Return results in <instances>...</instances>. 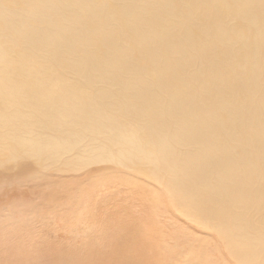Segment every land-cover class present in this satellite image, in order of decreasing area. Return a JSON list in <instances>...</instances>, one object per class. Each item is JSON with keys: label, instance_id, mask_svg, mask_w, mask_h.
I'll return each instance as SVG.
<instances>
[{"label": "rangeland", "instance_id": "374dc122", "mask_svg": "<svg viewBox=\"0 0 264 264\" xmlns=\"http://www.w3.org/2000/svg\"><path fill=\"white\" fill-rule=\"evenodd\" d=\"M139 1L112 0L110 52L113 49L118 52L124 33L126 44L118 61L117 56L114 57L117 63L111 64L110 76L73 77L78 68L90 69L79 61L83 57L94 58L84 50H79L77 57L58 53L51 60H27L25 63L10 55L5 59L3 67L12 76L14 84L27 87L28 94L69 93L59 95L72 99L76 114L65 115L59 125L55 118L45 122L32 111L27 114L29 123L22 122V127L17 126L16 130L52 142L47 150L50 166L42 170L57 177L76 178L78 185L72 204L47 209L37 206L39 200H35V194L25 187L0 194L1 202H11L16 208L13 212L0 210L3 234L10 232L12 226L28 224V235L37 239L32 245L36 246L33 250H25L29 254L23 260L8 258L0 249V264H25L28 261L37 264L44 258L53 255L62 258L68 253L91 264H116L119 252H127L131 257L141 256L144 264H186L176 262L173 256L190 253L193 258L190 264H197L199 239L211 243L207 256L210 264H237L211 223L199 220L176 205L177 195L187 188H195L192 182L209 174L212 159L228 157L224 149L237 156V127L229 126L216 133L206 124H200L201 128L193 134L182 132L179 139L171 129L167 132L168 145L162 148L163 156L154 163L144 156H132V141L122 140L125 130L132 131L142 140L151 138V131L142 127L140 120L125 119L120 113H88L82 105L109 101L121 95L173 94L174 90L182 94H206L200 91L201 83L215 64H236L250 76L259 75L261 83L253 92L256 94L261 90L259 94L264 88V20L256 25L251 15L258 12L264 18V0H261L260 9L248 5L252 0H245L243 4L227 0L222 9L228 7L230 13L225 19L224 15L215 13L214 1L217 0H174L175 7L170 14L156 12L161 18L156 26L147 15L151 10L149 5L143 7L145 15H139ZM13 2L14 11L20 16L28 13L29 0ZM241 9H246L248 16L241 13ZM71 10L79 11L78 21L84 20L85 14L78 6L72 5ZM52 13L43 11L44 15ZM101 17L99 11L94 28ZM14 28L20 29L19 26ZM55 35L52 32L43 38L47 40ZM154 35L156 38L152 40ZM51 52L54 53L53 49ZM71 64L75 67L71 68ZM25 69L30 73L23 74ZM202 75L203 79L198 83ZM177 121L174 123L179 125ZM11 128L6 126L4 129L8 136L12 134ZM9 141L14 143V139ZM6 162L10 166L17 164L10 158ZM19 162H31L41 168L31 157H23ZM137 169L144 172L140 177L145 183L120 182L112 176L119 172L131 176ZM33 201L39 211L35 212V217L17 207ZM116 202H121L123 208L114 212ZM133 224L144 227L128 241L123 237ZM180 231L183 238L179 237ZM9 243L21 245L13 233L8 242L0 239V244ZM162 243L170 245L171 251L165 255L159 253L158 247ZM49 247H55V252H49Z\"/></svg>", "mask_w": 264, "mask_h": 264}, {"label": "bare ground", "instance_id": "6f19581e", "mask_svg": "<svg viewBox=\"0 0 264 264\" xmlns=\"http://www.w3.org/2000/svg\"><path fill=\"white\" fill-rule=\"evenodd\" d=\"M225 1L227 0L214 1L217 9L215 13L218 16L224 15V19L230 13L228 7L222 9ZM244 1L237 0L240 4ZM72 5L78 6L85 14L82 22L77 20L79 11L71 10ZM111 5L112 0H29L28 13L20 16L14 11L13 0H0V194L25 187L35 194V200H39L36 205L45 209L59 204H72L74 189L78 185L77 179L57 177L42 170L50 166L47 150L53 145L52 142L31 137L29 133H17L16 130L17 126L22 127V122L29 123L27 114L32 111L42 116L45 122L49 121V118H55L60 125L65 115L76 114L72 99L59 95L69 93L28 94L27 87L22 88L14 84L12 76L3 65L9 55L25 63L27 60H51L58 53L65 57H77L79 50H84L94 58L83 57L79 61L90 69L78 68L72 76H110V66L116 65L126 44L124 33V40L119 45L118 52L115 53L114 49L110 52L109 30L113 18ZM145 5L151 7L147 15L153 26L161 20L156 16L157 11L170 14V10L175 7L174 0H140L137 5L139 15H145L142 12ZM248 5L260 9L261 0L249 1ZM43 11L53 13L44 15ZM99 11L102 17L94 28ZM241 13L248 16L246 9H241ZM124 16L125 14L115 19L119 21ZM251 20L257 25L264 18L254 12ZM16 26L20 29L13 30ZM52 32L56 34L54 38H43V35ZM155 38L154 35L151 39ZM258 38L261 40V35ZM52 49L54 53L51 52ZM96 57L98 59H95ZM70 67L75 66L71 64ZM210 72L204 76V83H201L200 91L206 94H182L178 90H174L173 94H130L82 106L88 113H120L125 119L132 117L140 120L141 126L151 131V138L142 140L132 131L125 130L122 140L134 143L133 145L130 142L132 156H144L154 163H158L159 158L163 156L162 148L168 145L167 132L171 129L175 130V138L179 139L182 132L193 134L196 129L201 128L200 124H206L211 132L216 133H220L219 129L226 130L229 126L233 129L237 127V156L230 155L224 149L228 157L218 156L212 159L208 167L209 174L193 181L191 185L195 188H187L177 195L176 205L199 220L211 223L237 260V264H264V88L259 94L257 93L261 90L253 94L254 87L261 83V77L250 76L243 69L237 68L236 64H215ZM28 73L30 71L27 69L23 71L25 75ZM202 79L203 75L198 78V83ZM174 120H178L180 124L176 125ZM6 126L12 127V134L9 136L4 131ZM9 139H14V143L11 144ZM23 157L33 158L40 163L41 168L31 162H19ZM9 158L17 161V164L8 165L6 160ZM174 165H177L176 161ZM142 175L144 172L137 169L131 176L120 172L112 176L116 181L140 184L145 183L140 177ZM34 201L17 207L23 208L28 216L35 217L38 210ZM14 206L11 202L0 200V210L13 212L16 209ZM122 208L121 202H116L113 210L120 211ZM3 226L4 222L0 221L1 241L8 242L13 233L21 245L17 247L13 243L0 244L1 253L8 258L23 260L29 254L25 253V250H33L36 246L32 245L37 242L36 238L27 233L29 225L12 226L10 232L4 234L1 231ZM143 227L139 224L131 225L123 238L128 241L134 239ZM179 237H184L182 231ZM187 237L188 234L185 238ZM169 247L170 245L162 243L158 247L159 253L167 254L171 251ZM210 249L211 243L208 240L197 241V264H210L207 258ZM48 251L55 252V247H49ZM173 258L176 262L186 264H190L193 259L190 253ZM30 262L27 263L31 264ZM37 264L91 263L68 253L62 258H56L54 255L44 258ZM116 264H144V261L141 256L131 257L127 252H119Z\"/></svg>", "mask_w": 264, "mask_h": 264}]
</instances>
